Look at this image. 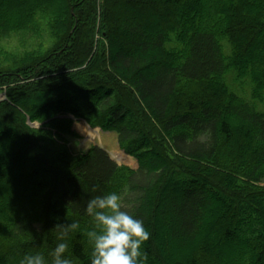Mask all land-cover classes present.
I'll use <instances>...</instances> for the list:
<instances>
[{
  "label": "trees",
  "instance_id": "trees-1",
  "mask_svg": "<svg viewBox=\"0 0 264 264\" xmlns=\"http://www.w3.org/2000/svg\"><path fill=\"white\" fill-rule=\"evenodd\" d=\"M2 90L0 264H51L55 225L90 228L110 192L148 264H264V0H0ZM74 119L137 168L72 152ZM67 243L90 264L80 231Z\"/></svg>",
  "mask_w": 264,
  "mask_h": 264
},
{
  "label": "clouds",
  "instance_id": "clouds-1",
  "mask_svg": "<svg viewBox=\"0 0 264 264\" xmlns=\"http://www.w3.org/2000/svg\"><path fill=\"white\" fill-rule=\"evenodd\" d=\"M86 212L92 226L81 229L78 221L57 223L56 247L51 253V264H73L65 255L69 236L80 231L91 246L90 264H148L144 249L151 233L144 222L123 210L121 196L116 192L97 195L87 202ZM19 264H47L43 254H25Z\"/></svg>",
  "mask_w": 264,
  "mask_h": 264
},
{
  "label": "rangeland",
  "instance_id": "rangeland-1",
  "mask_svg": "<svg viewBox=\"0 0 264 264\" xmlns=\"http://www.w3.org/2000/svg\"><path fill=\"white\" fill-rule=\"evenodd\" d=\"M4 92V90L0 91V101L5 99ZM31 126L38 127L39 124L34 122ZM91 129L96 130L97 134L93 136L90 133ZM72 130L76 134V137L70 139V142L68 144L72 152H85L89 149L90 146L96 145L105 150L108 156L118 165H123L130 168H137V160L120 148L117 141V135L113 131L102 130L98 127L92 128L82 119L73 120ZM3 139L6 140V138ZM116 152H120L126 157L121 160L116 159V157L114 156V153ZM220 207L224 209V207H226V204H221ZM174 248L175 247L173 246L172 242L170 243V245L168 244V251H172V249Z\"/></svg>",
  "mask_w": 264,
  "mask_h": 264
}]
</instances>
